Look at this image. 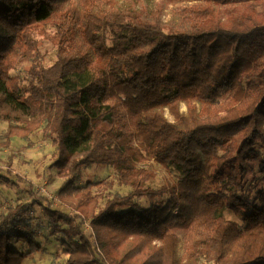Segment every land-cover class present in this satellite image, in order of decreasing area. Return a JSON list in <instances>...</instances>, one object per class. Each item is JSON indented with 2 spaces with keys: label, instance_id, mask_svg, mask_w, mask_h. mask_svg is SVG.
<instances>
[{
  "label": "trees",
  "instance_id": "obj_1",
  "mask_svg": "<svg viewBox=\"0 0 264 264\" xmlns=\"http://www.w3.org/2000/svg\"><path fill=\"white\" fill-rule=\"evenodd\" d=\"M0 120V149L42 128L63 179L56 204L0 167L35 196L0 211V264L45 245L64 264H264V0H184L168 18L0 0ZM150 162L174 178L150 186ZM93 165L114 177L79 183Z\"/></svg>",
  "mask_w": 264,
  "mask_h": 264
},
{
  "label": "rangeland",
  "instance_id": "obj_2",
  "mask_svg": "<svg viewBox=\"0 0 264 264\" xmlns=\"http://www.w3.org/2000/svg\"><path fill=\"white\" fill-rule=\"evenodd\" d=\"M184 3V0H118V4H133L137 7H145L159 11L164 18H168L174 7L178 4ZM42 51L45 52V64L51 63L54 59V48L51 44L46 43L42 47ZM23 66H20L18 70H22ZM16 73V72H15ZM18 73H22L19 72ZM180 109L185 110V105L180 104ZM165 115L168 119H172V116L165 110ZM7 124L0 120V138L5 131ZM53 145L46 137L42 128H39L32 132L26 139L19 137H13L9 146L0 149V167L8 168L7 170L25 179L26 182L33 185V190L36 192V197H44V192H48L52 197H55L57 188L63 182V179L57 176L56 170L51 166L53 160ZM147 167L155 171V178L149 182L152 187H159L167 180L174 178V176L168 171L161 168L154 162L147 163ZM114 177V171L109 167H99L93 165L89 168H85L81 172V184L86 180H111ZM13 185H7L4 180H0V211L4 210L7 206H13L19 202L32 201L35 196L27 189V183L20 182L15 178ZM35 187H34V184ZM35 188V189H34ZM43 188V192L40 190ZM95 189V188H93ZM40 190V191H39ZM128 188L119 187L114 185L109 191L110 193L119 192L127 193ZM42 193V194H41ZM58 203H61L60 201ZM34 220H42L43 214L41 208L38 205H33L31 208ZM227 218L237 220L231 213H225ZM87 229L91 230V227L86 223ZM178 255H182L181 245L178 249ZM65 256L62 254L61 249L54 245H45L43 251H36L32 256L26 258L22 264H64Z\"/></svg>",
  "mask_w": 264,
  "mask_h": 264
},
{
  "label": "built area",
  "instance_id": "obj_3",
  "mask_svg": "<svg viewBox=\"0 0 264 264\" xmlns=\"http://www.w3.org/2000/svg\"><path fill=\"white\" fill-rule=\"evenodd\" d=\"M7 169H8V168H6V167L3 168V170H7ZM33 184H34V183H33ZM35 185H36V184H34V187H35ZM35 188H36V187H35ZM40 190L43 192L44 189L41 188ZM40 190H39V191H40ZM44 191H45V190H44ZM41 194H42V193H41ZM43 195H44V197H45V196L48 197V199H52L54 203H56V204H60V203H58L59 200H58L56 197H52L51 194H49L48 192H44Z\"/></svg>",
  "mask_w": 264,
  "mask_h": 264
}]
</instances>
